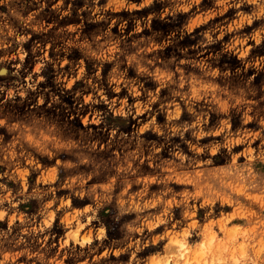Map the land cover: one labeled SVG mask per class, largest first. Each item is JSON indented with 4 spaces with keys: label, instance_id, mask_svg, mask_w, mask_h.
<instances>
[{
    "label": "rangeland",
    "instance_id": "1",
    "mask_svg": "<svg viewBox=\"0 0 264 264\" xmlns=\"http://www.w3.org/2000/svg\"><path fill=\"white\" fill-rule=\"evenodd\" d=\"M0 264H264V0H0Z\"/></svg>",
    "mask_w": 264,
    "mask_h": 264
}]
</instances>
